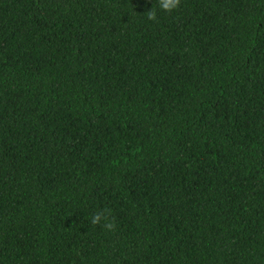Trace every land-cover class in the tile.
I'll return each instance as SVG.
<instances>
[{"label": "trees", "instance_id": "trees-1", "mask_svg": "<svg viewBox=\"0 0 264 264\" xmlns=\"http://www.w3.org/2000/svg\"><path fill=\"white\" fill-rule=\"evenodd\" d=\"M155 2L0 0V264H264V0Z\"/></svg>", "mask_w": 264, "mask_h": 264}, {"label": "clouds", "instance_id": "clouds-1", "mask_svg": "<svg viewBox=\"0 0 264 264\" xmlns=\"http://www.w3.org/2000/svg\"><path fill=\"white\" fill-rule=\"evenodd\" d=\"M181 3V0H156L155 2V8L152 6L150 10L146 11L145 18L148 21H154L157 18V11H163L166 13H170L177 9ZM110 216V209H101L98 212H95L90 217V224L97 225L102 223L103 227L106 230H113L114 229V223L111 219H109Z\"/></svg>", "mask_w": 264, "mask_h": 264}]
</instances>
